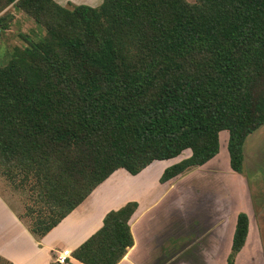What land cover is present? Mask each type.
Listing matches in <instances>:
<instances>
[{"label": "trees", "instance_id": "16d2710c", "mask_svg": "<svg viewBox=\"0 0 264 264\" xmlns=\"http://www.w3.org/2000/svg\"><path fill=\"white\" fill-rule=\"evenodd\" d=\"M9 5L46 30L0 65V176L29 191L15 213L37 240L116 169L135 175L189 149L165 182L215 156L221 131L230 168L243 172L245 140L264 125V0H0L2 29ZM136 208L108 211L72 256L116 264ZM248 227L239 211L227 264Z\"/></svg>", "mask_w": 264, "mask_h": 264}, {"label": "crops", "instance_id": "0c3cea01", "mask_svg": "<svg viewBox=\"0 0 264 264\" xmlns=\"http://www.w3.org/2000/svg\"><path fill=\"white\" fill-rule=\"evenodd\" d=\"M54 1L64 6L68 2L90 6L102 2ZM227 139L228 133L222 155L219 156L220 149L203 165L165 182L159 179L161 173L166 166L177 162L170 163L179 155L154 160L135 175L123 168L116 169L39 240L0 194V257L11 264H51L58 252L67 249L70 257L65 264H84L72 256V251L102 226L108 211L135 201L137 208L129 219L133 243L116 264H227L239 211L247 214L249 227L234 264H241V260L254 264L244 255L250 236L249 212L238 203L235 205L239 208L230 212L226 201L205 194L208 193L205 188L212 185L191 184L187 177L196 171L217 173L219 180L228 170L240 174L230 168Z\"/></svg>", "mask_w": 264, "mask_h": 264}, {"label": "rangeland", "instance_id": "374dc122", "mask_svg": "<svg viewBox=\"0 0 264 264\" xmlns=\"http://www.w3.org/2000/svg\"><path fill=\"white\" fill-rule=\"evenodd\" d=\"M6 10L13 14V19L8 22L6 29L0 28V65L7 62L13 47L27 45V39L40 40L46 32L44 26L20 8L9 5ZM226 135L227 131H221L219 134V156L224 151ZM188 151L184 150L170 163L186 157ZM243 154V172L240 173L242 175L232 174V171L228 170V174H222L219 180L217 173L196 171L187 177L191 184L212 185L210 189L205 188L208 191L205 194H211L213 199L226 201L230 212L239 207L249 212L250 236L244 255L247 259L251 258L254 264H264V125L248 135ZM185 179L187 178L183 181H186ZM0 194L19 215L25 214L26 205L31 203L28 190L12 188L3 176H0ZM235 203H238L239 207ZM22 220L28 223L30 218L23 216ZM240 263L245 264L242 260Z\"/></svg>", "mask_w": 264, "mask_h": 264}, {"label": "built area", "instance_id": "2783aa9c", "mask_svg": "<svg viewBox=\"0 0 264 264\" xmlns=\"http://www.w3.org/2000/svg\"><path fill=\"white\" fill-rule=\"evenodd\" d=\"M70 257V252L67 249L61 250L60 252L57 253L56 257H55V262L59 263V264H65L67 258Z\"/></svg>", "mask_w": 264, "mask_h": 264}]
</instances>
